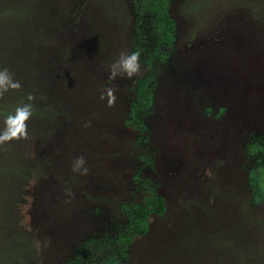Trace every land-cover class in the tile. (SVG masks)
<instances>
[{"label": "rangeland", "instance_id": "374dc122", "mask_svg": "<svg viewBox=\"0 0 264 264\" xmlns=\"http://www.w3.org/2000/svg\"><path fill=\"white\" fill-rule=\"evenodd\" d=\"M43 1L49 19L37 20L30 56L31 148L44 167L18 215L0 222V264H98L113 247L90 240L113 238L120 205L150 193L164 210L116 264H246L257 231L248 170L264 162V3L169 0L174 41L151 63L138 124L129 111L148 69L149 16L135 0ZM133 51L140 72L111 79L109 66ZM108 87L112 107L100 99ZM81 155L87 175L72 171ZM252 213L264 234V196Z\"/></svg>", "mask_w": 264, "mask_h": 264}, {"label": "trees", "instance_id": "16d2710c", "mask_svg": "<svg viewBox=\"0 0 264 264\" xmlns=\"http://www.w3.org/2000/svg\"><path fill=\"white\" fill-rule=\"evenodd\" d=\"M255 6L264 0H238ZM137 10L149 16L153 29V43L145 58L147 72L137 79L134 86L133 102L130 104L129 122L139 121L134 117L137 106L151 103L150 81L153 77L152 61L165 59L174 41V20L169 13V0H135ZM49 13L43 0H0V69L7 68L15 80L21 84L19 89H10L0 97V131L5 128V120L14 114L22 104L32 105V114L26 121L27 138L12 139L0 144V222L13 218L20 211L22 200L28 196V185L42 174L41 159L32 150L36 139V129L32 120L36 115V104L28 99L33 87L32 51H35L34 34L37 20L47 21ZM25 74L29 77L24 79ZM25 80V81H24ZM32 95V94H31ZM257 157L264 159V144L258 146ZM247 186L250 194L248 215L256 229L250 236L251 247L246 251V264H264L263 231L259 227L253 206L258 205L264 196V162L248 170ZM164 210L163 198L155 193L145 196L141 202L120 205L125 217L124 228L113 238H103L94 243L111 244L113 251L98 264H116L127 254L131 239L147 230L148 218L159 215ZM253 224V223H252ZM248 236V235H247Z\"/></svg>", "mask_w": 264, "mask_h": 264}, {"label": "clouds", "instance_id": "9594fccd", "mask_svg": "<svg viewBox=\"0 0 264 264\" xmlns=\"http://www.w3.org/2000/svg\"><path fill=\"white\" fill-rule=\"evenodd\" d=\"M140 52L133 51L131 53L121 52L117 58L109 66V77L115 80L118 76L128 77L131 79L141 70L140 66ZM21 84L18 80L13 78V74L7 69H0V97L10 89H19ZM115 88H105L100 96L101 100H107L109 107L115 105L116 95ZM28 99L31 101L34 97L30 94ZM32 114L31 104H22L18 106L14 114H10L5 120V128L0 131V144H3L12 139L27 138L26 121ZM85 126H88L87 124ZM87 161L83 155L75 157L72 162V171L80 175H87L89 172ZM69 194H71L70 190Z\"/></svg>", "mask_w": 264, "mask_h": 264}]
</instances>
